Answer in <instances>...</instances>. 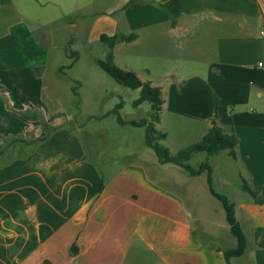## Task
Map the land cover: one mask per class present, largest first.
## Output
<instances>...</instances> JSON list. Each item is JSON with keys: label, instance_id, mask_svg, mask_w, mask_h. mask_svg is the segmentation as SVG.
I'll list each match as a JSON object with an SVG mask.
<instances>
[{"label": "crops", "instance_id": "crops-1", "mask_svg": "<svg viewBox=\"0 0 264 264\" xmlns=\"http://www.w3.org/2000/svg\"><path fill=\"white\" fill-rule=\"evenodd\" d=\"M98 1L111 2L92 24L104 28L100 41L138 36L115 46L114 63L161 89L159 124L167 115L172 127L202 139L215 119L237 137L236 160L258 197L241 204L240 218L236 205V217L248 228L255 264H264V0ZM8 5L0 0V153L16 142L0 155V264H226L212 227L203 236L184 199L152 177L151 166L163 178L157 160L145 154L121 163L97 147L94 161L72 116L42 115L49 48L21 19L5 28ZM199 24L215 51L207 78L168 70L158 76L150 67L144 77L117 62L118 47L152 48ZM21 54L24 60L11 61ZM36 110L41 115L26 117ZM46 124L63 131L29 152Z\"/></svg>", "mask_w": 264, "mask_h": 264}, {"label": "rangeland", "instance_id": "rangeland-1", "mask_svg": "<svg viewBox=\"0 0 264 264\" xmlns=\"http://www.w3.org/2000/svg\"><path fill=\"white\" fill-rule=\"evenodd\" d=\"M10 1L11 5H8L7 9H2L5 28L7 23L13 25L21 19L27 28L35 31L41 44L49 48L47 50L48 54L50 53L48 89L41 104L42 115H44L43 112L49 117L58 114L62 119L72 116L74 122L70 126H80L76 127L80 131L79 136L94 161L97 159L95 150L97 147H102L98 151H104L108 156L119 158L121 163L129 162L130 157L134 159L143 157L145 154L158 161L154 151L146 146V128L122 126L118 122V116L112 114L117 105L123 102L124 108L120 110L122 119L141 121L150 119V106L144 104L139 108L134 107L133 102L139 98V91L124 88L97 65L99 60H106L109 47L100 41L104 28H100L96 23L93 27L92 24L96 21L95 19L100 18L99 13L106 10L111 2L98 0ZM202 24L194 27L184 37H164L152 48H147L146 43L133 48L118 47L120 49L117 51V62L119 65L140 71L144 77L146 75L143 69L150 67L158 76L168 70L173 73H183L186 77L196 74L207 78L209 74L206 66L209 61L214 62L216 58L213 43L211 44L210 38L204 36L205 26ZM70 41L71 43L68 44ZM74 53H77L76 56H73ZM23 56L21 54L20 58H13L11 61L24 60ZM31 59L29 56V60ZM74 61L76 64L72 69H65ZM74 89H78V95L73 94ZM40 112L36 110L26 112L25 115L36 117L41 115ZM171 125L172 120L165 115L162 123L156 124V129L162 133L169 132L170 137L161 144L166 146L173 156L201 141L200 135L183 132ZM37 146H32L28 151L33 153ZM16 153L22 154L23 151ZM207 160L213 167L215 190L237 205L239 217L241 204L250 201L252 197L243 188L247 182L242 175V167L229 155L228 151L220 152L212 157H208L206 153H197L192 156L189 164L198 169ZM161 166L162 179L159 178V180L156 177V170L152 166L149 172L152 177L184 199L191 214V220L202 235L208 236L205 231L209 225L215 231L214 236L211 237L217 238L223 249L236 247V239L232 236L226 222L225 211L221 203L209 191L207 175L193 178L178 166L172 164ZM239 222L242 226V221L239 220ZM242 228L248 236V228L246 226ZM250 249L248 248L241 258L232 259V263L255 264ZM144 264H154V261L146 260Z\"/></svg>", "mask_w": 264, "mask_h": 264}, {"label": "trees", "instance_id": "trees-1", "mask_svg": "<svg viewBox=\"0 0 264 264\" xmlns=\"http://www.w3.org/2000/svg\"><path fill=\"white\" fill-rule=\"evenodd\" d=\"M135 5V2L130 4ZM136 34H117L115 36L101 37V42L109 47V53L106 56V60H99L97 65L106 72L115 82L132 91H139V98L133 102L134 107L139 108L144 104L150 106V119H142L141 121H124L120 115V110L124 108V103L117 105L116 109L112 111V114L118 116V122L122 126L131 125L137 128H146V146L153 150L158 162L161 165L172 164L185 170L189 176L196 178L204 174L207 175V183L209 191L213 197H215L222 205L225 214L226 222L229 226L232 236L236 239V247L226 249L223 251L226 264H233L232 259L241 258L247 251L248 241L244 233V230L236 217V204L231 202L225 195L219 194L215 190L213 179V167L210 161L202 163L198 169L193 168L189 161L192 156L197 153H206L208 157L216 156L220 152L228 151L229 155L234 159L237 158L236 148L238 145V139L233 134H227L219 127L216 120H213V127L208 133L201 139L200 142L191 145L190 147L180 151L177 155H172L169 149L161 144V142L167 140V135L156 129V124L160 123V112L164 104L162 91L158 87L152 86L149 82H143L135 73L123 70L114 63L113 49L119 43H132L137 40ZM70 65L68 68H71ZM63 128H53L49 125H45V136L41 139L32 142V146L35 147L49 139L53 133L61 132ZM16 142V140H12ZM11 142V143H12ZM11 143L7 144L5 150L0 153L2 155L5 151L10 149ZM244 190L250 193L253 197H258L248 185H244ZM217 239V238H213Z\"/></svg>", "mask_w": 264, "mask_h": 264}, {"label": "built area", "instance_id": "built-area-1", "mask_svg": "<svg viewBox=\"0 0 264 264\" xmlns=\"http://www.w3.org/2000/svg\"><path fill=\"white\" fill-rule=\"evenodd\" d=\"M259 66H262V64H260Z\"/></svg>", "mask_w": 264, "mask_h": 264}]
</instances>
